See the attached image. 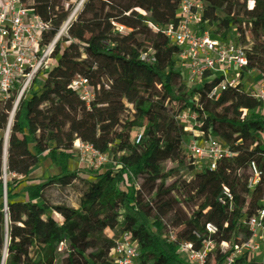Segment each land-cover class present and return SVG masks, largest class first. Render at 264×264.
Instances as JSON below:
<instances>
[{
    "label": "trees",
    "instance_id": "trees-1",
    "mask_svg": "<svg viewBox=\"0 0 264 264\" xmlns=\"http://www.w3.org/2000/svg\"><path fill=\"white\" fill-rule=\"evenodd\" d=\"M197 1L205 28L220 38L235 31L249 70L264 74V0ZM20 2L51 26L50 41L80 0ZM176 4L84 1L44 84L20 105L7 144L0 138V264H113L124 234L139 247L138 264H181L180 243L199 251L206 242L221 246L214 257L222 264L230 254L226 246L250 240L244 221L264 201L260 106L243 90L226 91L208 105L211 135L227 141L236 158L221 161L216 171L197 172L182 153L186 135L175 119L194 110L195 96L204 92L186 84L179 49L151 28L176 24ZM79 79L94 90L89 107L71 89ZM12 108V100L0 102V132L7 130ZM139 130L143 140L136 145ZM76 142L118 168L70 171ZM45 155L57 174L42 182L36 170ZM132 157L142 162L127 171ZM252 163L263 170L254 191L248 189ZM78 184V208L47 198L52 188ZM225 191L233 199L221 203ZM208 225L216 232L209 233ZM170 235L177 242H169Z\"/></svg>",
    "mask_w": 264,
    "mask_h": 264
},
{
    "label": "built area",
    "instance_id": "built-area-1",
    "mask_svg": "<svg viewBox=\"0 0 264 264\" xmlns=\"http://www.w3.org/2000/svg\"><path fill=\"white\" fill-rule=\"evenodd\" d=\"M84 1L80 0L55 36L47 41L51 31L48 23L28 10L20 0H0V102H13L6 133L9 132L20 105L32 93L39 91L47 79L56 62L57 47L68 37L69 29ZM175 1L176 24L151 28L156 33L161 32L172 47L179 49L178 59L186 84L204 92L195 96V109L180 113L175 121L186 135L181 148L183 155L192 162L197 172H213L221 161H233L236 153L227 141L211 135L208 105L218 101L226 91L243 90L260 106L264 122V74L249 70L247 55L240 46L239 35L235 31L220 38L205 28L201 3L197 0ZM119 30L121 34L127 33L123 28ZM146 59L147 56L142 57V61ZM252 76L260 78V81L257 87L251 85L247 90L245 85ZM71 89L87 107L94 101V90L88 80L74 81ZM142 140L143 131L139 130L134 143L139 145ZM228 141L231 139L228 138ZM261 142L264 145V133L261 135ZM3 143L6 145L7 141ZM74 153L82 157L81 161L86 164L85 158L88 156L91 163L87 165L95 171L108 166L118 168L107 155L100 154L90 145L76 142ZM125 167L127 171L131 170L126 165ZM249 172L251 178L248 189L254 191L261 181L263 170L252 163ZM232 199L231 194L225 191L220 202H231ZM244 224L251 233L250 240L234 248L226 246V252L230 254L222 264H264V201L259 213L247 222L244 221ZM206 229L209 233L216 232L212 225H208ZM168 241L175 243L177 238L170 235ZM220 248L214 242H206L197 251L190 243H180L177 254L181 264H216L214 255ZM140 257L139 247L129 234H124L117 241L112 252L113 264H138Z\"/></svg>",
    "mask_w": 264,
    "mask_h": 264
},
{
    "label": "rangeland",
    "instance_id": "rangeland-1",
    "mask_svg": "<svg viewBox=\"0 0 264 264\" xmlns=\"http://www.w3.org/2000/svg\"><path fill=\"white\" fill-rule=\"evenodd\" d=\"M212 31V30H211ZM117 32L121 33L119 28H117ZM43 79L39 80V82L41 83ZM260 81V78H254V76H252L251 78H249L247 80V83L245 85V89L248 90V88L251 87V85L253 86H256L257 87V84L259 83ZM170 127V126H169ZM10 131V130H9ZM8 136H9V132L6 133H0V138L3 139V141H8ZM76 152V151H75ZM76 155V158H77V162L79 160L82 159V157H80L77 153L75 154ZM87 164L90 165L91 163V160L90 158L87 156L85 158ZM141 160H139L140 162ZM127 165V164H126ZM130 166L127 165L128 168L131 167L132 165V162L129 163ZM88 166V165H87ZM89 169V168H88ZM91 169V168H90ZM107 168H102L100 170H98V172H102L104 170H106ZM93 173H95V170L92 169ZM36 173L37 174H40L39 176H42L43 181H46L48 178H51L53 176H55L57 174V172L54 170V168L51 167V164L48 160V157L47 155H45L42 159H41V162L39 163V166L37 167V170H36ZM7 179V176L5 177V180ZM12 179H16L18 180L19 177H12ZM82 186L81 185H76L75 187H71V188H67V189H61V188H52L50 189L48 192H47V198L53 203V204H56L58 202H63V203H66L74 208H78V204H79V193L80 191L82 190ZM48 216L49 217H53V213L51 211H48ZM105 234L107 236H111L110 232L106 231ZM73 240H75V237H72Z\"/></svg>",
    "mask_w": 264,
    "mask_h": 264
},
{
    "label": "crops",
    "instance_id": "crops-1",
    "mask_svg": "<svg viewBox=\"0 0 264 264\" xmlns=\"http://www.w3.org/2000/svg\"><path fill=\"white\" fill-rule=\"evenodd\" d=\"M76 160H77V158L74 159L73 161H71V163H70V171H72V172L80 170L84 165L87 166V164L84 163V162H82L81 160H79L78 162ZM141 162L142 161H140V162L138 161L137 164L132 165L130 168L133 169L134 167H136L137 165H139Z\"/></svg>",
    "mask_w": 264,
    "mask_h": 264
},
{
    "label": "bare ground",
    "instance_id": "bare-ground-1",
    "mask_svg": "<svg viewBox=\"0 0 264 264\" xmlns=\"http://www.w3.org/2000/svg\"><path fill=\"white\" fill-rule=\"evenodd\" d=\"M138 161H139V160H138L136 157H132V158H130V159L127 161L126 164H127L128 166H130L129 163L132 162V165H134V164H137ZM154 163H155V161H154V160H151L149 164H154ZM127 165H126V166H127ZM132 165H131V166H132Z\"/></svg>",
    "mask_w": 264,
    "mask_h": 264
},
{
    "label": "water",
    "instance_id": "water-1",
    "mask_svg": "<svg viewBox=\"0 0 264 264\" xmlns=\"http://www.w3.org/2000/svg\"><path fill=\"white\" fill-rule=\"evenodd\" d=\"M5 259H6V257H5Z\"/></svg>",
    "mask_w": 264,
    "mask_h": 264
}]
</instances>
